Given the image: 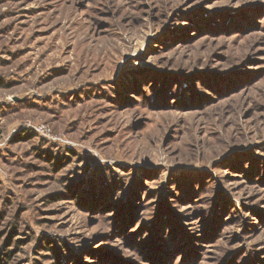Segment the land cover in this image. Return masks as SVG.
Segmentation results:
<instances>
[{"label": "rangeland", "instance_id": "obj_1", "mask_svg": "<svg viewBox=\"0 0 264 264\" xmlns=\"http://www.w3.org/2000/svg\"><path fill=\"white\" fill-rule=\"evenodd\" d=\"M0 264H264V0H0Z\"/></svg>", "mask_w": 264, "mask_h": 264}, {"label": "water", "instance_id": "obj_2", "mask_svg": "<svg viewBox=\"0 0 264 264\" xmlns=\"http://www.w3.org/2000/svg\"><path fill=\"white\" fill-rule=\"evenodd\" d=\"M17 100V98H15Z\"/></svg>", "mask_w": 264, "mask_h": 264}]
</instances>
